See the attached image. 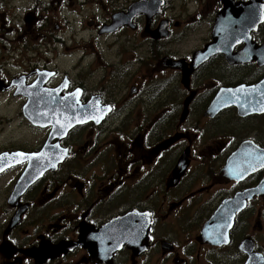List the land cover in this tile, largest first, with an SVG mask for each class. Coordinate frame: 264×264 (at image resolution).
I'll return each mask as SVG.
<instances>
[{
    "label": "flooded vegetation",
    "instance_id": "flooded-vegetation-1",
    "mask_svg": "<svg viewBox=\"0 0 264 264\" xmlns=\"http://www.w3.org/2000/svg\"><path fill=\"white\" fill-rule=\"evenodd\" d=\"M0 169V264H264V0H0Z\"/></svg>",
    "mask_w": 264,
    "mask_h": 264
},
{
    "label": "water",
    "instance_id": "water-1",
    "mask_svg": "<svg viewBox=\"0 0 264 264\" xmlns=\"http://www.w3.org/2000/svg\"><path fill=\"white\" fill-rule=\"evenodd\" d=\"M242 198H243V196L242 195H240L239 197H238V199H237V201L236 202H233V203H235V208L242 202Z\"/></svg>",
    "mask_w": 264,
    "mask_h": 264
},
{
    "label": "snow or ice",
    "instance_id": "snow-or-ice-1",
    "mask_svg": "<svg viewBox=\"0 0 264 264\" xmlns=\"http://www.w3.org/2000/svg\"><path fill=\"white\" fill-rule=\"evenodd\" d=\"M18 155H22V154H18ZM0 170H2V169H0Z\"/></svg>",
    "mask_w": 264,
    "mask_h": 264
},
{
    "label": "bare ground",
    "instance_id": "bare-ground-1",
    "mask_svg": "<svg viewBox=\"0 0 264 264\" xmlns=\"http://www.w3.org/2000/svg\"><path fill=\"white\" fill-rule=\"evenodd\" d=\"M235 201H237V199H236ZM235 201H234V202H235Z\"/></svg>",
    "mask_w": 264,
    "mask_h": 264
}]
</instances>
